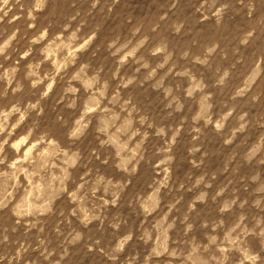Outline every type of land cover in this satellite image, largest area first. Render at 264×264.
<instances>
[{
    "label": "rangeland",
    "instance_id": "1",
    "mask_svg": "<svg viewBox=\"0 0 264 264\" xmlns=\"http://www.w3.org/2000/svg\"><path fill=\"white\" fill-rule=\"evenodd\" d=\"M0 264H264V0H0Z\"/></svg>",
    "mask_w": 264,
    "mask_h": 264
},
{
    "label": "clouds",
    "instance_id": "2",
    "mask_svg": "<svg viewBox=\"0 0 264 264\" xmlns=\"http://www.w3.org/2000/svg\"><path fill=\"white\" fill-rule=\"evenodd\" d=\"M7 46V45H6Z\"/></svg>",
    "mask_w": 264,
    "mask_h": 264
}]
</instances>
